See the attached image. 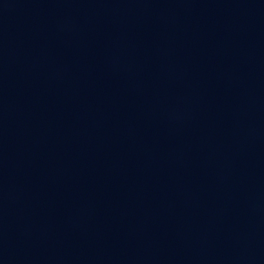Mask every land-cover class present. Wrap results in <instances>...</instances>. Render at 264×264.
Masks as SVG:
<instances>
[{
    "label": "water",
    "instance_id": "water-1",
    "mask_svg": "<svg viewBox=\"0 0 264 264\" xmlns=\"http://www.w3.org/2000/svg\"><path fill=\"white\" fill-rule=\"evenodd\" d=\"M0 264H264V0H0Z\"/></svg>",
    "mask_w": 264,
    "mask_h": 264
}]
</instances>
